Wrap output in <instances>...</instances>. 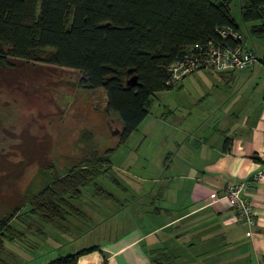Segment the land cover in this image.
I'll return each mask as SVG.
<instances>
[{"label":"crops","instance_id":"1","mask_svg":"<svg viewBox=\"0 0 264 264\" xmlns=\"http://www.w3.org/2000/svg\"><path fill=\"white\" fill-rule=\"evenodd\" d=\"M255 55L261 65L255 62L241 70L201 68L189 73L186 77L192 80L213 78L203 86V107L185 113L167 108L153 119L148 114L143 118L137 128L144 139L154 137L158 151L148 156L151 151L140 144L144 160L136 165L121 163L124 175L120 182L115 179L122 187L119 193L108 190L111 198L92 201L81 208L84 213H69L58 224H42L39 234L15 219L24 211L32 215L29 204H24L11 223L25 233L4 239L0 264H33L43 253L53 255L48 258L46 254L39 263L43 264L89 246L96 248L80 254L76 264H264V176L249 187L254 210L250 226L234 217L225 199L213 201V195L228 184L264 170V55L261 59ZM259 75L263 76L260 86H251ZM158 126L162 131L152 132ZM111 156L106 172L113 167ZM81 197L72 200L75 206ZM107 208L109 212L104 211ZM120 208L141 220L134 224L127 220L120 231L103 227L102 240L91 234L66 246L69 237L81 229L76 216L95 224ZM35 235L51 239L50 245L42 244L40 253L30 250L32 255L20 262L15 249L41 245ZM153 250H163L169 258L155 260Z\"/></svg>","mask_w":264,"mask_h":264},{"label":"trees","instance_id":"2","mask_svg":"<svg viewBox=\"0 0 264 264\" xmlns=\"http://www.w3.org/2000/svg\"><path fill=\"white\" fill-rule=\"evenodd\" d=\"M240 1L249 34L264 37V0ZM227 5L228 0H0L1 75L36 61L76 69L82 72V89L103 92V110L117 118L120 129L116 144L101 152L92 151V133L82 131L79 138L86 149L80 159L47 174L44 185L27 197L0 195L6 205L0 214V247L6 237L24 235L11 220L26 203L40 221L34 229L39 234L42 224H58L69 213L82 214L72 200L80 197L83 187L91 184L95 197L111 198L95 178L108 170L113 151L147 115L153 92L176 83L168 65L209 41L237 43L219 32L240 31ZM45 48L51 50L42 56ZM133 74L136 84L128 85ZM95 248H80L43 264H76L80 254ZM151 253L155 260L169 258L163 250Z\"/></svg>","mask_w":264,"mask_h":264},{"label":"rangeland","instance_id":"3","mask_svg":"<svg viewBox=\"0 0 264 264\" xmlns=\"http://www.w3.org/2000/svg\"><path fill=\"white\" fill-rule=\"evenodd\" d=\"M240 5V0H228L229 13L238 23L244 43L261 59L264 55V37L249 34L248 27L240 16ZM50 50L45 48L41 55L45 56ZM257 64L261 65L259 61ZM186 76L182 81L179 80L181 83L153 92L148 118L153 119L167 108L175 113H185L204 106L206 96L203 86H208L213 78L201 76L192 80ZM81 77L82 72L76 69L39 61L28 62L16 69H7L3 75L0 72V195L19 193L27 197L29 191H37L44 185L47 174L57 173L72 161L80 159L86 149L84 141L79 138L82 131L89 130L92 133L93 152H101L116 144L118 137L112 130L117 118L113 115L109 117L104 112L105 97L102 91H89L80 87ZM262 77L259 75L251 86L257 83L259 87ZM155 131L160 133L162 127L152 129V132ZM154 140V137L144 139L143 133L137 128L121 147L113 151V167L98 175L95 181L106 190L119 193L122 187L116 184L115 179L120 182V177L124 175L121 163L135 164L143 161V147L138 148L140 144L147 146L151 151H148V156L153 157L158 151ZM92 189L91 184L81 189L82 197L80 195L81 199L75 202L78 213H84L81 208H85L88 203L103 200L95 197ZM5 206L0 202V214ZM104 211L109 212V209ZM126 213L127 210L122 211L120 208L115 213L105 215L95 224L81 221L76 216L81 223V229L76 236L69 237L71 241L66 246L76 245L91 234L102 240L105 238L102 237L103 227L107 229L111 226L115 231H120L122 226L127 225V220L129 224L141 220ZM31 216L24 211L15 219L30 225V229H36L40 221L34 215ZM17 231L19 234L22 230ZM35 236L41 245L30 246L25 251L15 249L20 262L30 257L31 252H42L41 247L44 244L50 245L51 239ZM6 249L9 250V247ZM30 250L32 251L29 252ZM46 254L38 256L33 264L42 263ZM47 256L50 258L53 255L48 253Z\"/></svg>","mask_w":264,"mask_h":264},{"label":"built area","instance_id":"4","mask_svg":"<svg viewBox=\"0 0 264 264\" xmlns=\"http://www.w3.org/2000/svg\"><path fill=\"white\" fill-rule=\"evenodd\" d=\"M223 37L237 41L231 45L225 41H209L206 46L198 45L186 51L181 57L174 59L168 65L170 79L178 82L189 73L201 69L241 70L257 61L254 51L243 41L241 31L225 28L219 30ZM264 167V161H263ZM264 170H258L245 179L228 184L221 193L213 195V201L225 199L234 211V217L242 224L250 226L254 221V210L250 200L249 187L263 179Z\"/></svg>","mask_w":264,"mask_h":264},{"label":"water","instance_id":"5","mask_svg":"<svg viewBox=\"0 0 264 264\" xmlns=\"http://www.w3.org/2000/svg\"><path fill=\"white\" fill-rule=\"evenodd\" d=\"M130 71V70H129ZM126 83L128 85H134L136 84V75H131L127 80H126ZM113 132H116V131H113Z\"/></svg>","mask_w":264,"mask_h":264},{"label":"flooded vegetation","instance_id":"6","mask_svg":"<svg viewBox=\"0 0 264 264\" xmlns=\"http://www.w3.org/2000/svg\"><path fill=\"white\" fill-rule=\"evenodd\" d=\"M112 131H116V132H114V134L118 135V133L120 131L118 125H115V127H114V129Z\"/></svg>","mask_w":264,"mask_h":264}]
</instances>
